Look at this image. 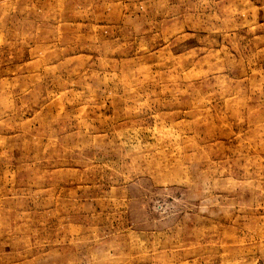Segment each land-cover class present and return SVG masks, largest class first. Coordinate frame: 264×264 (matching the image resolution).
Here are the masks:
<instances>
[{
    "label": "rangeland",
    "instance_id": "rangeland-1",
    "mask_svg": "<svg viewBox=\"0 0 264 264\" xmlns=\"http://www.w3.org/2000/svg\"><path fill=\"white\" fill-rule=\"evenodd\" d=\"M0 264H264V0H0Z\"/></svg>",
    "mask_w": 264,
    "mask_h": 264
}]
</instances>
